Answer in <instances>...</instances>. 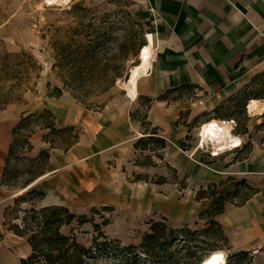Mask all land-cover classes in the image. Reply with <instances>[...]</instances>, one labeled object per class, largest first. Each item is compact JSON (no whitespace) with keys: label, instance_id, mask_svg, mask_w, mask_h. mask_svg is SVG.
<instances>
[{"label":"rangeland","instance_id":"obj_1","mask_svg":"<svg viewBox=\"0 0 264 264\" xmlns=\"http://www.w3.org/2000/svg\"><path fill=\"white\" fill-rule=\"evenodd\" d=\"M148 6V0H69L54 5L45 0H0V54L25 51L42 67L32 75L20 101L0 107V120L10 121L15 128L24 115L49 110L56 128L76 127L73 134L80 135L77 148L83 150L75 158L77 149L51 150L50 154L73 162L54 177L10 198L6 212L10 222L0 230L7 236L14 225L36 228L43 209L37 204L45 194L41 198L31 191H46L56 195L59 205L52 207L74 215L69 224L60 227L62 234L86 248H92L95 239L133 247L132 255L123 253L118 259L111 252L99 255L97 264H200L218 251L224 253L226 264H264V246L242 244L235 231L219 223L225 211L243 205L254 193L253 185L241 180L218 186L216 197H224V212L202 215L212 203L209 195L213 190L210 184H198L190 172L210 165L214 158L205 153L206 144L201 147L199 117H191L192 111L189 114L191 108H200L199 116L206 121L234 120L243 145L228 153L239 160L252 155L263 158L264 114L250 113L247 107L251 99L264 100V63L256 67L238 63L232 71H223L219 82L171 93L161 105L156 99L163 94L149 89L157 72L176 73L179 69L181 51L175 52L173 46L157 52L153 72L140 81L138 96L132 101L123 84L139 62L146 34L155 32ZM71 40H76L75 45L92 42L95 47L98 65L84 90L65 88V66L55 58V42ZM105 60H109L107 68ZM104 71L107 79H114L107 91L102 90L106 83L98 79ZM57 88L63 90L59 97ZM83 91L89 93L83 96L79 93ZM181 105H187L189 111H178ZM162 119L166 121L161 123ZM154 130L157 137L166 139V148L160 149L156 142L139 143ZM48 132L37 122L24 130L31 149L24 147L21 157L39 156L34 155L40 147L38 136L41 151L48 149L43 140ZM47 170L48 165L41 168L40 163L11 161L9 171L14 177L5 186L7 195L18 194ZM201 189L206 194L199 197ZM12 219L18 220L13 223ZM212 219L219 226L211 224ZM152 224L158 227L147 249L145 236L152 233ZM184 229L190 230L188 239L183 238ZM189 249L192 256H188Z\"/></svg>","mask_w":264,"mask_h":264},{"label":"crops","instance_id":"obj_2","mask_svg":"<svg viewBox=\"0 0 264 264\" xmlns=\"http://www.w3.org/2000/svg\"><path fill=\"white\" fill-rule=\"evenodd\" d=\"M151 26L155 28L161 48L160 52L175 46V52L181 51V62L176 73L157 72L150 92L165 93L175 85L190 87L211 85L219 82L223 71H232L234 65L259 66L264 63V0H148ZM167 62L170 57L167 56ZM236 67V66H235ZM188 88V87H187ZM181 92V91H179ZM178 93V92H176ZM160 95V96H163ZM159 96V97H160ZM149 98V97H148ZM168 96L158 101L167 102ZM189 111L187 105H181L178 111ZM193 109H190V113ZM192 117V115H191ZM166 121L162 119L161 123ZM13 124L0 120V226H5L10 198L19 195H7L2 183L3 173L13 140ZM40 147L35 149V157L41 152L42 139L38 136ZM80 143L74 158L83 153ZM69 150V151H70ZM210 165L192 168L198 184H221L233 181L253 185L254 193L239 207L229 208L220 216L219 223L226 230L235 231L236 239L248 246H264V157L252 155L239 160L228 152L214 158ZM70 158H59L50 154L47 173H41L31 182L33 186L54 177L63 168L72 163ZM213 166V167H212ZM54 184V182L52 183ZM30 186V185H29ZM27 190V191H28ZM45 196L37 204L39 208L59 205L53 192H44ZM18 219H12L15 222ZM0 240V264H21L22 259L31 255V247L26 236L13 233Z\"/></svg>","mask_w":264,"mask_h":264},{"label":"trees","instance_id":"obj_3","mask_svg":"<svg viewBox=\"0 0 264 264\" xmlns=\"http://www.w3.org/2000/svg\"><path fill=\"white\" fill-rule=\"evenodd\" d=\"M75 42L76 40H71L66 43L63 41L55 42V58L59 65L65 66L67 74V78L64 80L65 88L84 90L83 88L87 82H90L94 78V69L98 65V61L96 58L95 47L92 45V42H79L76 45L74 44ZM108 61L109 60H105L106 68ZM41 70L42 67L39 65V62L28 52H4L0 54V107H5L10 103L20 101L22 93L28 89L32 75ZM106 71L98 77L101 83H106V86L102 89L103 91H107L114 84L113 78H106ZM76 85L81 86L76 87ZM187 87L190 86L183 85L178 88L170 89L165 95L158 97L156 100L162 101L169 94L182 91ZM55 91L57 97L61 96L63 92V90L59 88ZM79 93L84 96L89 92L83 91ZM142 99L149 103L153 102V99L148 97H142ZM33 122L39 123L43 130L49 131L43 136V140L49 144V148L42 150L36 159H29L21 157L20 151L24 147L28 150L31 149L29 135L23 134V131H27ZM155 131L156 130L151 132L146 139H141L139 143L147 144V142H156L160 149L166 148V139L163 137H157ZM74 132H76V127L74 126L61 129L56 128L55 117L49 110H44L35 115H24L12 132L13 140L3 173L2 183L9 186L11 179L14 177V175L11 174L12 172L9 171L11 161L40 163L41 168H45L48 164L51 150L61 149L64 152H68L71 148L77 145L80 140V135L78 133L73 134ZM57 137H61V142L55 140ZM138 147L139 145L137 144L136 148ZM145 147L146 146H144V148ZM225 184L227 183H212L209 185L213 190L209 195L212 199V203L202 215L211 214V217H213L214 215H220L224 212V197L222 194H220L219 197H216L218 193L215 189L218 186H223ZM31 193H37L41 198L44 196L43 192H37L36 190H32ZM205 194L204 190L201 189L198 196L201 197ZM38 214L41 216V221L37 223L36 228L29 230L26 225L23 228L14 225L10 229L17 235L26 236L31 247V255L26 259H22L21 264H97V258L99 255L109 254L111 252L118 259L123 253H129L130 255L133 254L130 252L133 249L132 246H114L110 242H98L95 239L93 247L86 248L74 241V239L62 234L60 232V227L63 224H69L74 218V215L69 214V212L63 208L49 207L42 209ZM64 217H66V220ZM210 223L219 226L218 222L213 219ZM157 227V224H152V233L145 236L147 244L145 247L147 249L150 248L151 240L156 237ZM181 233L183 238L185 237V239H188L190 230L184 229ZM3 237L4 234L0 230V240L3 239ZM147 252H149V250H147ZM192 255L193 252L189 249L188 256Z\"/></svg>","mask_w":264,"mask_h":264},{"label":"bare ground","instance_id":"obj_4","mask_svg":"<svg viewBox=\"0 0 264 264\" xmlns=\"http://www.w3.org/2000/svg\"><path fill=\"white\" fill-rule=\"evenodd\" d=\"M61 1L69 0H45L48 5L58 4ZM160 48L161 43L158 36L153 33H147L146 43L140 48L138 53L139 62L132 67L130 73L126 77L125 83L123 84L127 97L130 100L133 101L137 98L140 81L143 78L149 77L150 75L148 73L153 72L156 55ZM247 108L250 113L255 112L256 115H263L264 100L251 99ZM200 113V108H194L192 111V117H199L201 147H204L205 144H207L211 147V150L215 155H219V152L232 151L243 145L241 136L238 133L232 132V124H224L217 119L206 121L200 118ZM31 186H33V184H30V186L19 192L17 195H22ZM217 257L220 258L217 259ZM200 264H226V258L222 252H213Z\"/></svg>","mask_w":264,"mask_h":264},{"label":"built area","instance_id":"obj_5","mask_svg":"<svg viewBox=\"0 0 264 264\" xmlns=\"http://www.w3.org/2000/svg\"><path fill=\"white\" fill-rule=\"evenodd\" d=\"M219 122H222L224 124H232V126H233V131L232 132L233 133H237L238 125L236 124V122L234 120H232V119H230V120H222V121L219 120ZM206 146L207 147H206L205 153H207L212 158L220 157L224 153L229 152V151L219 152L220 153L219 155H215V153L211 150V147H209L207 144H206ZM203 149H204V147H203Z\"/></svg>","mask_w":264,"mask_h":264},{"label":"snow or ice","instance_id":"obj_6","mask_svg":"<svg viewBox=\"0 0 264 264\" xmlns=\"http://www.w3.org/2000/svg\"><path fill=\"white\" fill-rule=\"evenodd\" d=\"M220 257H217V259H219Z\"/></svg>","mask_w":264,"mask_h":264}]
</instances>
